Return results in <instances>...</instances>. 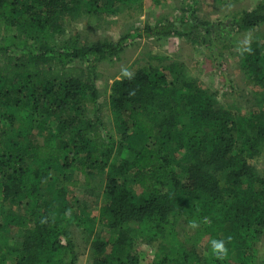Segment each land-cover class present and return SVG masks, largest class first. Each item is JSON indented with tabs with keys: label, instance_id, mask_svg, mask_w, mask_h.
<instances>
[{
	"label": "trees",
	"instance_id": "obj_1",
	"mask_svg": "<svg viewBox=\"0 0 264 264\" xmlns=\"http://www.w3.org/2000/svg\"><path fill=\"white\" fill-rule=\"evenodd\" d=\"M121 6L142 12V0H0V264H76L67 211L68 186L79 180L68 172L88 178L105 169L98 223L108 233L92 239L91 264H145L138 241L158 242L147 264H257L264 170L257 174L249 160L264 147V41L241 54L257 89L255 110L218 104L173 64L146 63L110 86L116 139L103 121L98 64L117 59L129 37L205 41L196 28L224 25L187 3L116 41L87 43L71 25L79 15L99 25ZM261 23L264 1L242 10L236 26ZM117 146L125 157L114 156ZM49 184L54 191L41 193ZM182 216L207 235L209 255L177 239ZM16 230L14 244L8 234ZM214 240L224 241L225 253L214 251Z\"/></svg>",
	"mask_w": 264,
	"mask_h": 264
},
{
	"label": "rangeland",
	"instance_id": "obj_2",
	"mask_svg": "<svg viewBox=\"0 0 264 264\" xmlns=\"http://www.w3.org/2000/svg\"><path fill=\"white\" fill-rule=\"evenodd\" d=\"M264 0H142V12L137 17L131 10L121 6L115 13H109L105 20L96 26H89L85 16H77L71 25L81 33V38L91 43L101 38L118 40L135 26L152 23L161 17L179 15L181 9L190 5L194 14L210 23L221 22V27H212L209 32L196 28L195 32L204 36L205 41L189 40L186 37H142L127 38L119 57L100 62L97 66L96 86L99 89V100L102 103L103 121L107 129L116 139L108 101L110 86L114 80L125 76V70L132 74L140 66L151 63L156 66L173 64L183 76L185 82H193L206 90L213 101L248 113L258 108L257 89L248 81L241 67V54L255 41H264V23L253 28L242 29L236 26L237 18L242 10L254 7ZM206 32V33H205ZM78 61L71 64L77 65ZM175 75H177L175 73ZM178 81L181 78L177 75ZM180 78V79H179ZM53 126V121H52ZM12 133V131H10ZM46 134V133H44ZM13 136V135H11ZM42 138V137H41ZM13 140H17L12 137ZM40 139V138H39ZM43 139V138H42ZM126 150L115 147L116 158L125 157ZM257 174L264 170V147L260 155L249 160ZM92 172V171H91ZM78 184L68 186V196L73 200V208H68L73 219L68 227L76 251V264H91L90 245L96 235H106L108 231L98 223L100 209L104 198L106 169L92 172L88 178L76 171L68 172ZM55 185L49 184L41 189V193L54 191ZM193 224L196 227H193ZM198 224L187 222L182 216L177 225V239L185 246L195 249L200 254H210V242L206 234L198 231ZM22 230L13 235L14 244ZM2 239V238H1ZM136 253L147 264L158 253V242L138 241ZM257 264H264V233L258 241L256 251ZM7 264H10L8 261Z\"/></svg>",
	"mask_w": 264,
	"mask_h": 264
},
{
	"label": "clouds",
	"instance_id": "obj_3",
	"mask_svg": "<svg viewBox=\"0 0 264 264\" xmlns=\"http://www.w3.org/2000/svg\"><path fill=\"white\" fill-rule=\"evenodd\" d=\"M125 75H128L127 71L125 70ZM193 227H196L195 224H193ZM214 243V251L218 252V253H225L226 252V248H225V245H224V241H213Z\"/></svg>",
	"mask_w": 264,
	"mask_h": 264
}]
</instances>
